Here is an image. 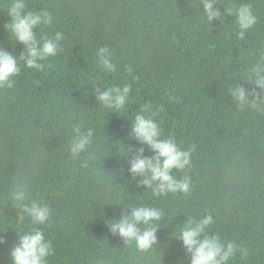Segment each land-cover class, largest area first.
<instances>
[{
    "label": "trees",
    "instance_id": "1",
    "mask_svg": "<svg viewBox=\"0 0 264 264\" xmlns=\"http://www.w3.org/2000/svg\"><path fill=\"white\" fill-rule=\"evenodd\" d=\"M8 2L0 0V46L18 55L25 46L14 45L4 27ZM235 2L251 3L259 19L244 41L236 39L231 17L203 24L191 8L199 0H28L30 9L53 13L44 31H62L65 40L51 67L23 68L12 89H0V264H12L16 231L30 226L8 201L10 185L20 178L53 210L44 226L55 248L50 264H190L173 235L188 217L208 213L215 219L210 232L248 251L229 264H264V113L241 111L227 95L228 83H243L238 74L254 59L248 54L264 44V0ZM103 46L113 51L117 73L99 70L96 50ZM128 64L137 80L124 71ZM101 81L132 84L125 112L99 105L95 88L104 84L93 83ZM144 103L163 106L156 119L165 136L184 149L196 146L187 194L154 197L119 153L120 142L142 147L128 134ZM69 121L96 130L98 158L87 168L83 156L73 161L67 153ZM140 203L165 212L158 245L149 252L124 244L107 225Z\"/></svg>",
    "mask_w": 264,
    "mask_h": 264
},
{
    "label": "clouds",
    "instance_id": "2",
    "mask_svg": "<svg viewBox=\"0 0 264 264\" xmlns=\"http://www.w3.org/2000/svg\"><path fill=\"white\" fill-rule=\"evenodd\" d=\"M199 13L203 24L213 26L214 21H225L231 17V27L239 41L246 40L247 35L259 23V19L249 2L235 0H199V4L191 7ZM202 9V11H201ZM4 11L10 20L5 23L14 45L23 44L24 50L18 55L0 46V89H12L23 68L43 71L51 67L50 58L56 57L62 50L65 35L62 31L46 33L56 17L47 8L34 10L29 8L28 0H9ZM248 55L254 57L246 68L238 75L239 80L228 83L227 95L231 102L243 111L252 109L264 113V44ZM45 62H48L47 65ZM96 63L99 70L107 76L118 72L115 56L108 46L96 50ZM124 71L132 80H137L131 64L125 65ZM104 84L103 89L96 87L95 93L99 105L111 112L123 113L133 99L131 83ZM245 84L251 87H245ZM161 105L154 110L151 103L140 105L134 117L130 119L129 137L142 145L138 150L127 147L120 142L119 153L130 164L133 179L143 177L138 183L150 189L154 197L167 196L169 193L187 194L192 190V179L186 170L192 166V154L195 145L184 149L177 143L174 136H165L160 123L156 119ZM64 128L68 129L65 137L67 153L73 161L81 160V166L89 167L90 162L97 160L98 149L94 147L96 130L88 127L83 121H69ZM144 145L153 153L146 156ZM175 172H183L180 177ZM107 174L104 170V173ZM8 201L19 210L18 220H27L29 227L17 233V240L10 250L12 264H50L55 256L52 240L45 235L44 226L52 217V208L42 199L31 196L29 186L22 179L12 182L8 191ZM130 214L122 213L118 219L107 220L113 235H118L124 244H134L137 251L149 252L158 245L157 232L165 212L150 204L140 203L126 206ZM215 223L211 213L188 219L179 226L173 237L180 241L190 264H229L237 253L246 258L248 251L234 240H224L218 233L209 231ZM5 243L0 236V244Z\"/></svg>",
    "mask_w": 264,
    "mask_h": 264
}]
</instances>
